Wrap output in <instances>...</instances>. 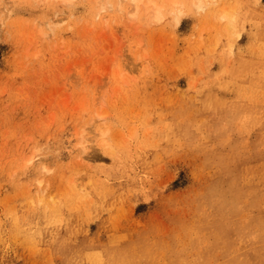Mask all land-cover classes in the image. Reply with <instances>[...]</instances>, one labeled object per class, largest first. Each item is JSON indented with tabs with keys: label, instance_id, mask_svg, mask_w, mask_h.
Masks as SVG:
<instances>
[{
	"label": "rangeland",
	"instance_id": "1",
	"mask_svg": "<svg viewBox=\"0 0 264 264\" xmlns=\"http://www.w3.org/2000/svg\"><path fill=\"white\" fill-rule=\"evenodd\" d=\"M131 1L0 0V264H264V0Z\"/></svg>",
	"mask_w": 264,
	"mask_h": 264
},
{
	"label": "bare ground",
	"instance_id": "2",
	"mask_svg": "<svg viewBox=\"0 0 264 264\" xmlns=\"http://www.w3.org/2000/svg\"><path fill=\"white\" fill-rule=\"evenodd\" d=\"M121 1H123L124 2V0H121ZM144 0H132L131 2H133V8L135 9V11L136 10H138L139 9V6H140V3L141 2H143ZM148 2H146L147 4H146V8L148 7V5H149V3H151L152 4V6H154V8H153V12H154V14H153V16L156 18V19H158V18H160L161 17V5H158V4H156V3H154L152 0H147ZM173 1V3H175V4H178V0H172ZM206 0H193V3H194V5L196 4V6H197V8L198 9H201V8H203L204 7V3H206L205 2ZM121 3V2H120ZM123 4V3H122ZM180 4V3H179ZM120 5V4H119ZM207 5V4H206ZM205 5V6H206ZM103 6H105V5H103ZM120 9H122V6L120 5ZM180 10V9H179ZM225 11L223 12V14H222V17L228 22L227 23V29L228 28H231V27H233L234 28V25H232V23L234 22V20H233V16L229 13V11H227V9H224ZM134 11V10H133ZM132 11V12H133ZM181 11V10H180Z\"/></svg>",
	"mask_w": 264,
	"mask_h": 264
}]
</instances>
